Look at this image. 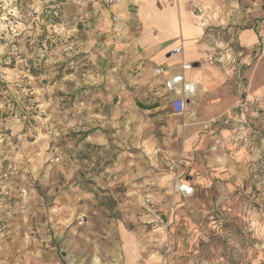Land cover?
I'll return each instance as SVG.
<instances>
[{"label": "crops", "instance_id": "crops-1", "mask_svg": "<svg viewBox=\"0 0 264 264\" xmlns=\"http://www.w3.org/2000/svg\"><path fill=\"white\" fill-rule=\"evenodd\" d=\"M119 12L127 31L122 45L102 5L87 7L66 33L83 32L87 52L103 61L102 73L121 76L117 85H108L117 89V107L123 110L118 119L145 124L119 133L134 140L127 147L133 158L124 157L118 182H68L65 193L53 195V211L46 210L42 195L19 197L16 210L0 215L6 224L0 264H248L254 251L264 252V221L258 222L264 212L238 194L254 197L260 158L254 130L264 129V107L251 105L245 123L237 107L264 97L262 2L123 0ZM224 26L227 31H221ZM29 27L20 22L4 37L0 33V40L9 47ZM179 47L182 53L173 54ZM183 63L192 68L183 71ZM156 69L163 73L156 75ZM180 74L197 86L184 115L173 106L178 96L165 88ZM232 109L230 125L213 127L221 145L212 151L213 136L203 124ZM152 119L164 125L155 127ZM180 157V178L193 188L192 196L174 191L176 175L167 163ZM220 205L228 207L225 213ZM214 211L226 232L208 222ZM164 222L167 235L160 233ZM224 233L227 255H221L219 242ZM168 246L172 252L165 260Z\"/></svg>", "mask_w": 264, "mask_h": 264}, {"label": "rangeland", "instance_id": "rangeland-1", "mask_svg": "<svg viewBox=\"0 0 264 264\" xmlns=\"http://www.w3.org/2000/svg\"><path fill=\"white\" fill-rule=\"evenodd\" d=\"M69 5L63 0H0V12L13 18L14 28L20 22L30 26L9 47L0 40V215L16 210L12 207L29 194L42 195L46 210L53 211V195L65 193L68 182H118L119 165L124 157L132 160L133 150L127 147L134 144L119 133L145 125L130 117L118 119L123 110L117 107V89L108 85H117L121 76L102 73L103 61L87 52L83 32L66 33L85 16ZM126 37L127 31L123 41H115L122 45ZM107 62L117 64L115 59ZM255 99L260 103L254 106L264 107V97ZM151 123L164 125L157 119ZM181 125L187 126L184 119ZM254 135L260 155L254 197L241 192L238 197L262 213L264 129L254 130ZM5 225L0 219V234ZM258 229L260 225L254 231ZM221 230L227 231L225 224ZM219 242L224 245L221 255H227L229 236L222 234ZM248 264H264V252L254 251Z\"/></svg>", "mask_w": 264, "mask_h": 264}, {"label": "built area", "instance_id": "built-area-1", "mask_svg": "<svg viewBox=\"0 0 264 264\" xmlns=\"http://www.w3.org/2000/svg\"><path fill=\"white\" fill-rule=\"evenodd\" d=\"M52 3H56L57 0H50ZM67 3L71 4L72 6L76 7L79 12L82 14L85 12L86 8L89 6H96L102 5L104 6L111 15V20L113 24L114 35L117 40L123 41L126 34V27L122 20L121 14L119 12V8L122 5L123 0H63ZM15 27V21L12 17L4 16L0 12V33L2 34L4 31H12ZM261 41L264 42V34L261 35ZM182 48H175L173 50V54H181ZM210 63H214L215 58L210 57ZM192 68V65L189 63L182 64V70L187 71ZM227 70V69H226ZM163 73V70L156 69L155 74L160 76ZM165 88L176 94L178 97L173 101V106L175 111L178 114L184 115L186 112V102L189 98L195 96L196 94V83L187 81L183 74L177 75L172 77L171 79L167 80L165 83ZM260 103L259 99H254L252 102L248 100L242 102L238 105L237 109L241 110V121L246 122V113L249 111L251 105H258ZM233 113L234 110H228L221 115L213 118L210 122L203 124V129L208 131L213 136V144H212V151H217L221 145V140L215 134V130L213 127L223 125L228 126L232 123L233 120ZM184 160L182 157L177 159L174 162H168V168L175 173L176 175V182L174 184V191L176 193L183 194L185 196H192L193 188L185 181L180 178V171L183 167ZM220 213H225L227 211V207L220 205L218 207ZM208 222L215 225V227L219 230L223 229L224 222L221 218H219L218 212L214 211L208 215ZM169 230V223L164 222L162 225V229L160 230L161 234L167 235ZM172 249L168 246L164 250V258H167L171 255ZM164 264L166 262L164 261ZM201 264H209L207 261H202ZM216 264H222V262L218 261Z\"/></svg>", "mask_w": 264, "mask_h": 264}, {"label": "trees", "instance_id": "trees-1", "mask_svg": "<svg viewBox=\"0 0 264 264\" xmlns=\"http://www.w3.org/2000/svg\"><path fill=\"white\" fill-rule=\"evenodd\" d=\"M263 4V9H264V0H260ZM36 75L38 74V72L35 73Z\"/></svg>", "mask_w": 264, "mask_h": 264}]
</instances>
